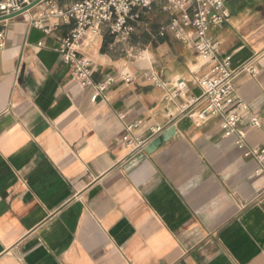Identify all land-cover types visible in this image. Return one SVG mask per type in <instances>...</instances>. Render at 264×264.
Here are the masks:
<instances>
[{"label": "crops", "instance_id": "crops-1", "mask_svg": "<svg viewBox=\"0 0 264 264\" xmlns=\"http://www.w3.org/2000/svg\"><path fill=\"white\" fill-rule=\"evenodd\" d=\"M228 8L209 37L233 68L255 61L258 73L239 74L234 87L248 105L240 127L264 149V0ZM34 13L0 22V264H264V172L224 137L220 118L181 113L202 96L209 66L193 45L160 35L173 15L136 10L129 42L107 28L83 40L94 84L112 79L93 103L58 52L74 24L46 35L30 26ZM152 73L185 80L187 96L168 99ZM135 122L142 139L156 126L174 134L135 153L124 143Z\"/></svg>", "mask_w": 264, "mask_h": 264}, {"label": "built area", "instance_id": "built-area-1", "mask_svg": "<svg viewBox=\"0 0 264 264\" xmlns=\"http://www.w3.org/2000/svg\"><path fill=\"white\" fill-rule=\"evenodd\" d=\"M39 0H0V19L31 6ZM58 0H42L35 8L23 15L35 11L30 26L52 34L62 25L74 24L71 33L59 41V54L70 67L71 78L81 89H91V101L95 103L106 90L112 79L99 85L93 82L94 62L81 54L83 40L101 36L108 29L110 35L119 43L129 42L135 35L136 28L131 23L138 16V11H149L159 7L162 11L172 14L171 21L162 26L160 35L171 32L178 40L193 45L209 66L208 72L197 80L202 89V96L185 102L181 107L182 114H189L197 122L203 123L211 118H220L225 138H235L236 147L246 159H252L264 172V149L252 147L247 134L240 125L248 112V105L235 92L234 80L243 73L255 76L258 69L255 61L250 60L238 68L232 67V57L220 56V43L209 37L211 27H220L230 18L228 0H80L66 6H60ZM7 21V20H6ZM192 34L189 35L187 30ZM5 36L0 34V47L4 46ZM41 46V44H39ZM148 81L157 88H169L168 99L184 98L189 92L188 82L179 79L171 83L164 82L159 75L152 73ZM125 81H130L125 78ZM204 102L203 107L194 112L193 106ZM124 118L123 115L120 116ZM261 119L253 118L251 127L260 129ZM141 123L135 122L125 126L124 143L133 146L135 153L145 151L149 141L160 137L165 128L156 126L149 131V137L142 139L136 135Z\"/></svg>", "mask_w": 264, "mask_h": 264}, {"label": "water", "instance_id": "water-1", "mask_svg": "<svg viewBox=\"0 0 264 264\" xmlns=\"http://www.w3.org/2000/svg\"><path fill=\"white\" fill-rule=\"evenodd\" d=\"M41 1H42V0H39V1L35 2V3H33L31 6L25 8V9H24L23 11H21L20 13H16V14H13V15L8 16V17H6V18H2V19H0V22H1V21L10 20V19H13V18H16V17H19V16L25 14L26 12H28V11L32 10L33 8H35V7H36ZM173 134H174V129H171V130L167 131V132H166L165 134H163L160 138H158L157 140H155V141L152 143V146H151V147H152V148H156V147L160 146V144H161L162 142H166V141H168V140L171 138V136H173Z\"/></svg>", "mask_w": 264, "mask_h": 264}, {"label": "trees", "instance_id": "trees-1", "mask_svg": "<svg viewBox=\"0 0 264 264\" xmlns=\"http://www.w3.org/2000/svg\"><path fill=\"white\" fill-rule=\"evenodd\" d=\"M77 1H80V0H77Z\"/></svg>", "mask_w": 264, "mask_h": 264}]
</instances>
